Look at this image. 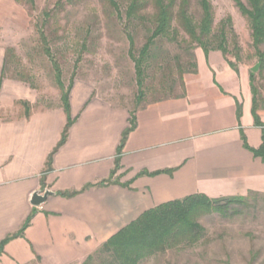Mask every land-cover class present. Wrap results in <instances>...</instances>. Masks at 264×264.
I'll list each match as a JSON object with an SVG mask.
<instances>
[{"label": "crops", "instance_id": "0c3cea01", "mask_svg": "<svg viewBox=\"0 0 264 264\" xmlns=\"http://www.w3.org/2000/svg\"><path fill=\"white\" fill-rule=\"evenodd\" d=\"M196 72L174 98L134 115L82 80L61 103L39 107L31 85L2 76L0 63V264H81L144 212L194 194L264 193V163L249 70L195 50ZM264 125V112L258 110ZM100 185L103 181H109ZM49 191L40 207L33 193Z\"/></svg>", "mask_w": 264, "mask_h": 264}, {"label": "rangeland", "instance_id": "374dc122", "mask_svg": "<svg viewBox=\"0 0 264 264\" xmlns=\"http://www.w3.org/2000/svg\"><path fill=\"white\" fill-rule=\"evenodd\" d=\"M57 0H34V7L25 0H0V63L5 59V78L25 80L37 94L39 107L60 104V92L54 81L49 59L41 52L37 29L43 24V12L50 11ZM128 0H119L122 9ZM214 15V28L227 23V59L250 71L259 63L254 74L256 104L264 112V69L252 48L251 31L232 0H209ZM241 2L245 3L244 0ZM191 13L199 18L195 0H190ZM43 32L48 47L61 69V80L67 87L70 80H82L92 86L94 94L112 104L135 106L137 88L132 61L127 55L128 44L121 22L104 0H81L67 6L51 19ZM144 42V34L136 38V47ZM170 56L173 76H178L174 56L188 61L173 44H160ZM198 49V48H196ZM195 49V50H196ZM264 51V45L260 47ZM238 60H235V58ZM157 67V66H156ZM152 68L144 87L145 102L161 98L168 89L180 92V81L165 82L161 89V72ZM236 215L222 217L210 214L198 222L205 237L193 247H179L144 260L141 264H264V193L248 194L244 206H234Z\"/></svg>", "mask_w": 264, "mask_h": 264}, {"label": "trees", "instance_id": "16d2710c", "mask_svg": "<svg viewBox=\"0 0 264 264\" xmlns=\"http://www.w3.org/2000/svg\"><path fill=\"white\" fill-rule=\"evenodd\" d=\"M30 8L34 7V0H25ZM81 0H57L50 11L43 12V24L37 29L41 52L49 59L54 72V81L60 92V103L67 114V125L64 134L71 124L69 117L68 96L74 79H71L68 86L64 87L61 80V69L54 60L47 37L43 32L45 26L51 19L56 18L67 6H74ZM244 17L251 31L252 48L254 49L261 70L264 69V51L260 47L264 45V0H232ZM106 5L121 22L122 33L127 41V55L133 64L135 85L137 93L135 106L130 110V128L122 136L115 158V169L118 167V158L126 135L133 127L134 115L146 103L144 100V87L149 72L156 67L161 74V89L164 90L165 82L174 85L180 81V92L183 90L186 76L195 74L196 58L195 49L200 48L207 56L211 51H218L233 70L237 71L235 63L227 59V36L228 32L233 33L227 23L214 28V15L209 0H195L199 9V18L196 19L191 13L190 0H128L124 9L119 5V0H104ZM227 28L229 31L227 32ZM140 33L144 34V42L136 47V38ZM173 44L179 48L188 58V61L181 62V56H174V66L177 68L178 76H173V68L169 61L170 56L164 51L160 44L162 42ZM235 60H238L235 58ZM5 59L3 60L2 76L5 75ZM254 74L249 71V86L252 94V116L254 125L261 129V145L257 149H250L243 143L254 157L264 163V125L258 116L256 104V88L254 86ZM28 83L25 80H22ZM173 88L161 98L152 102L162 101L168 98L177 97ZM103 181L100 185L109 183ZM249 194L257 195L252 192ZM247 196H234L223 198H209L203 194H194L180 200H174L160 204L143 214L136 220L119 230L110 237L99 249L88 256L81 264H141L144 260L162 254L167 250L179 247H193L205 237V229L198 222L200 217L218 214L222 217H230L237 214L234 206H244ZM29 219L19 233L5 239L0 244V251L3 245L11 238L19 236Z\"/></svg>", "mask_w": 264, "mask_h": 264}, {"label": "water", "instance_id": "95a60500", "mask_svg": "<svg viewBox=\"0 0 264 264\" xmlns=\"http://www.w3.org/2000/svg\"><path fill=\"white\" fill-rule=\"evenodd\" d=\"M258 68H259V63L256 64L254 67H252L250 69L251 72L255 73L258 71ZM52 193L49 192V191H44L42 194L38 193V192H35L33 193L32 197H31V201H30V204L34 207H40L44 202L45 200L47 199V197L49 195H51Z\"/></svg>", "mask_w": 264, "mask_h": 264}]
</instances>
